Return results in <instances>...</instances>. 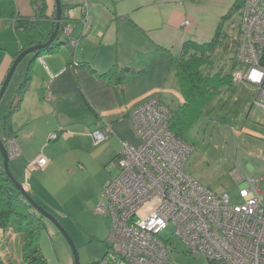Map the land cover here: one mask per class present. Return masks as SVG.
Instances as JSON below:
<instances>
[{"label": "crops", "instance_id": "1", "mask_svg": "<svg viewBox=\"0 0 264 264\" xmlns=\"http://www.w3.org/2000/svg\"><path fill=\"white\" fill-rule=\"evenodd\" d=\"M45 2L44 15L53 20L55 1ZM61 3L64 12L87 3L89 26L84 29L78 9L68 13L71 32L60 38L66 43L54 53L36 56L29 86L19 108L12 114L15 136L9 138L7 146L8 149L10 146L18 147L19 153L12 158L20 156L24 164L22 168L19 163L11 166L9 161V167L28 192L31 186L24 178L31 172L27 169L28 163L42 155L47 164L41 170H47L51 165V158L43 150L53 141L49 140L51 133L57 132L65 139L82 134L90 138L94 146L108 145L114 161L123 142L137 146L140 141L130 118L133 109L151 97H157L162 103L161 97L171 98L175 103L173 108L168 107L171 110L183 102L168 56L158 47L169 49L176 57L185 40L208 41L215 31L204 38L188 32L182 35L179 27L175 28L169 22L168 16L161 19L155 7L143 13L142 4L137 2H128L114 9L94 0H61ZM34 5L38 6L39 0H0V87L14 57L23 47H29L27 41H19L13 27L14 17L42 18L41 14L36 15ZM128 20L138 28L132 27ZM180 27H184L182 23ZM43 33L46 35L48 31ZM71 39L76 41L75 46L69 43ZM113 65L128 70L118 72L120 78L116 75L109 78L102 76ZM238 87L250 88L253 99L257 94L256 88L248 84L226 92ZM95 130L105 131L107 137L95 143L92 138ZM235 132L254 140L253 145H247L249 161H252L253 152L260 155L258 158L254 156L258 166L243 163L237 167L238 172L243 176H263L264 110L254 105L253 100ZM16 238L19 243L17 233L10 228H0V248ZM0 254L10 256L5 248L0 249ZM20 261L23 262L22 258Z\"/></svg>", "mask_w": 264, "mask_h": 264}, {"label": "built area", "instance_id": "2", "mask_svg": "<svg viewBox=\"0 0 264 264\" xmlns=\"http://www.w3.org/2000/svg\"><path fill=\"white\" fill-rule=\"evenodd\" d=\"M78 10L87 29V3ZM188 24L182 21V26ZM63 32L69 35L70 25ZM71 44L75 46L76 41ZM263 52L264 0H244L235 48L238 64L231 83L255 87L253 104L262 110ZM130 118L140 142L137 146L122 143L115 161L118 172L101 188L94 211L109 217L111 228L106 250L93 264H175L172 250L160 235L169 226L185 251L203 256L206 264H264V202L257 188L259 179L234 169L239 201L232 203L228 193L215 192L186 172L193 146L172 133V112L160 99L153 97L139 105ZM59 136L51 133L49 140ZM106 137L105 131L92 132L95 143ZM8 151L10 158L19 153L17 146ZM46 164L47 159L39 155L27 169H42Z\"/></svg>", "mask_w": 264, "mask_h": 264}, {"label": "rangeland", "instance_id": "3", "mask_svg": "<svg viewBox=\"0 0 264 264\" xmlns=\"http://www.w3.org/2000/svg\"><path fill=\"white\" fill-rule=\"evenodd\" d=\"M94 1L106 3L113 9L128 2H137L142 4L143 13L152 11V7H155L157 14L162 16L161 19L168 16L169 22L173 27H179L182 35L185 32L195 33L198 38L209 36L220 17L231 9L230 17L223 25L229 46H233L234 38L238 34L241 6L232 8L233 0ZM183 20H188L189 24L180 27ZM222 63L228 69L230 60L224 59ZM161 98L167 107L175 106L171 98ZM252 100L253 91L250 88L238 87L232 92L222 91L204 108L202 117L185 137L193 146L185 165L186 172L211 190L228 193L232 203L238 202L239 199L237 184L231 172L247 162L258 166L254 159L260 156L259 153L253 152V162L249 161L247 145H253L254 140L235 132L240 128ZM11 128L14 130L12 122ZM43 150L45 155L51 158V165L47 170H34L29 172L30 175L25 174L24 178L31 186L27 192L35 202L53 215L71 237L80 264H93L104 254L111 228V219L94 211L101 188L118 172L114 157L110 155L111 147L94 146L90 138L75 134L68 139L60 136L50 141L49 146ZM9 161L11 166L19 163L22 168L24 164L20 156L10 158ZM15 178L19 181V178ZM256 178L259 179L257 188L264 202V173L263 176L256 174ZM45 222L46 230L41 233L38 245L47 264H74L72 249L64 234L51 221L46 219ZM160 235L172 250L171 258L175 264H206L203 256L185 251L183 244L174 236L171 226ZM4 248L10 252V256L3 257L0 254V264H23L20 261L21 248L17 238L10 239L0 249Z\"/></svg>", "mask_w": 264, "mask_h": 264}, {"label": "trees", "instance_id": "4", "mask_svg": "<svg viewBox=\"0 0 264 264\" xmlns=\"http://www.w3.org/2000/svg\"><path fill=\"white\" fill-rule=\"evenodd\" d=\"M243 3L244 0H233L232 8L240 6L242 8ZM33 8L36 15L41 14L42 18L31 20L14 17L13 22L19 41H27L28 46L45 42L55 26L54 18L50 20L44 15L45 0H39V5H34ZM63 12L60 29L54 42L49 47L30 53L21 60L0 100V138L4 143L15 136V132L11 128V117L19 108L22 97L29 86L34 59L41 53H54L66 43L60 39L63 34L65 35L63 27L69 25V19L64 17ZM230 14L231 9L220 17L210 40L203 42L185 40L181 45L178 57H174L169 49L158 47L168 56L170 69L176 76L179 92L183 98L181 104L173 110L170 109L172 118L169 128L176 137L184 141H186L185 137L192 126L202 117L204 108L222 91L234 89V85L231 83V73L238 64L235 58L238 34L234 38L233 46H229L227 33L223 26ZM128 22L132 27L138 28L131 20ZM46 30L48 33L45 35L43 32ZM69 43L71 44V41ZM25 48L27 46L23 47V49ZM224 59L230 60L228 69L222 63ZM261 64L264 65V52ZM126 70L128 68H118L113 65L102 76L109 78L116 75L117 78H120L118 72L122 73ZM45 220L26 201L19 189L6 175L3 164H0V228H10L18 234L21 258L24 264H47L38 245L41 233L46 230Z\"/></svg>", "mask_w": 264, "mask_h": 264}, {"label": "water", "instance_id": "5", "mask_svg": "<svg viewBox=\"0 0 264 264\" xmlns=\"http://www.w3.org/2000/svg\"><path fill=\"white\" fill-rule=\"evenodd\" d=\"M55 1V26L54 29L50 32V35L48 37V39L43 42V43H37L35 45L29 46L25 49H23L22 51H20L13 59L12 64L1 84L0 87V100L3 96V94L5 93L7 86L10 82V79L17 67V65L21 62V60L28 54L30 53H34L42 48H47L49 47L55 40L56 35L58 34V31L60 29V25H61V19H62V3L61 0H54ZM0 154L2 156V164H3V168L4 171L6 173V175L10 178V180L14 183V185L19 189V191L21 192V194L24 196V198L26 199V201L40 214L42 215L45 219L51 221L52 223H54L56 225V227L64 234V236L66 237L71 249H72V253H73V263L74 264H80L79 262V257H78V253L76 250V247L73 243V240L71 239V237L64 231L63 227H61V225L57 222V220L53 217V215H51L50 213H48L44 207L40 206L37 202L34 201V199L30 196V194L27 192V190L23 187V185L16 180V178L13 176V174L10 171V167H9V160H10V156H9V151H8V146L7 143L3 142L2 139L0 138Z\"/></svg>", "mask_w": 264, "mask_h": 264}, {"label": "bare ground", "instance_id": "6", "mask_svg": "<svg viewBox=\"0 0 264 264\" xmlns=\"http://www.w3.org/2000/svg\"><path fill=\"white\" fill-rule=\"evenodd\" d=\"M79 6H80V5H79ZM79 6H77L75 9H78ZM72 10H73V8H72V9H67L66 11H68V12L70 13ZM66 11H65V12H66ZM65 14H66V13H65ZM65 14H64V12H63L64 17L69 19L68 15H65ZM54 17H55V16H54ZM54 21H55V19H54Z\"/></svg>", "mask_w": 264, "mask_h": 264}, {"label": "flooded vegetation", "instance_id": "7", "mask_svg": "<svg viewBox=\"0 0 264 264\" xmlns=\"http://www.w3.org/2000/svg\"><path fill=\"white\" fill-rule=\"evenodd\" d=\"M70 9H72V8H70ZM66 12H64V14H65ZM66 15V14H65ZM54 16H55V14H54ZM69 16V15H68ZM9 140V139H8ZM8 140L6 141V143L8 144Z\"/></svg>", "mask_w": 264, "mask_h": 264}]
</instances>
